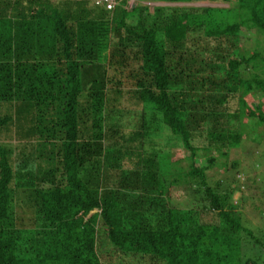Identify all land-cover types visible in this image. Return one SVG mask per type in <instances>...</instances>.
I'll return each instance as SVG.
<instances>
[{
  "label": "trees",
  "instance_id": "1",
  "mask_svg": "<svg viewBox=\"0 0 264 264\" xmlns=\"http://www.w3.org/2000/svg\"><path fill=\"white\" fill-rule=\"evenodd\" d=\"M134 1L0 0V264H264V192L228 163L264 123V58L237 53L264 0Z\"/></svg>",
  "mask_w": 264,
  "mask_h": 264
},
{
  "label": "rangeland",
  "instance_id": "2",
  "mask_svg": "<svg viewBox=\"0 0 264 264\" xmlns=\"http://www.w3.org/2000/svg\"><path fill=\"white\" fill-rule=\"evenodd\" d=\"M136 1L134 0H129L128 5V10H131L129 7H133ZM132 3V5H130ZM141 6L147 5L150 8V13H153V9L156 6H167L166 4H158V3H142L140 4ZM181 6V5H180ZM184 6H193V7H204V6H212V7H228V5H222V4H207V3H202V4H193V5H184ZM135 18L130 20L129 22L135 23ZM245 39L238 38V50L237 53L238 55H244L248 56L251 55L252 53H259L261 58H264V35L258 31V30H253L252 33H244ZM243 36V35H242ZM221 68H224V65H221ZM246 72V71H245ZM217 76H222L224 74V69H221L220 71L217 72ZM244 73V72H242ZM243 77H248V73L246 72ZM127 97L124 96L123 98V105H128L130 102L126 101ZM245 103L246 106L255 112L257 116L262 115L264 116V95L262 94H256V95H247L245 98ZM152 111V110H150ZM252 120V121H251ZM251 124L248 129H252L255 131H246V128L242 130V139L240 141V144L236 148H231L229 150V155H228V163H232L234 161H237L239 163L238 169L240 170V175L234 176V178L240 182H244V179H246L248 176L249 177H255L258 182H260V187L262 191L264 192V123L259 125V121L250 119ZM248 118L244 117L241 119V123L244 125H248ZM255 124V125H254ZM166 136L168 134L167 130H165ZM246 133V134H245ZM156 141L155 145L157 144L156 147H160L161 143L160 141H165V137L162 134L161 138L156 136ZM155 140V139H154ZM173 154L174 158H186V153L184 152L183 149L181 148H175L171 151ZM205 157H200V159L196 160L197 164L199 166L205 165ZM183 168L184 165L182 166ZM184 171V169L182 170ZM223 178L229 177L228 175H223ZM221 179V175L219 177L213 176L212 174L209 173L207 183L209 186L214 187V184L217 180ZM231 179L233 177L231 176ZM227 180V181H231ZM193 185L189 189H185L183 191L182 187L176 188L174 193H172L173 199L172 203L179 207V209L185 210V209H190L191 207H196L197 205H200L202 201L200 200V197L198 194L194 192L196 187L198 185L196 183H192ZM238 195L233 196V200L237 199ZM260 201V200H259ZM261 201H264V198L261 199ZM256 203V202H255ZM241 214L243 218H246L249 222L254 225V228L256 229L257 232H259L262 237L264 238V210L263 213L256 212L254 213L251 210H248L247 208L241 209ZM258 234V233H257ZM259 234V235H260ZM102 236V235H101ZM100 236V238H101ZM98 248L99 247H106L103 244L98 241L97 243Z\"/></svg>",
  "mask_w": 264,
  "mask_h": 264
},
{
  "label": "built area",
  "instance_id": "3",
  "mask_svg": "<svg viewBox=\"0 0 264 264\" xmlns=\"http://www.w3.org/2000/svg\"><path fill=\"white\" fill-rule=\"evenodd\" d=\"M115 0H96V4H104L106 6V9L112 10L114 7Z\"/></svg>",
  "mask_w": 264,
  "mask_h": 264
},
{
  "label": "water",
  "instance_id": "4",
  "mask_svg": "<svg viewBox=\"0 0 264 264\" xmlns=\"http://www.w3.org/2000/svg\"><path fill=\"white\" fill-rule=\"evenodd\" d=\"M96 211H92L91 214L95 213Z\"/></svg>",
  "mask_w": 264,
  "mask_h": 264
},
{
  "label": "bare ground",
  "instance_id": "5",
  "mask_svg": "<svg viewBox=\"0 0 264 264\" xmlns=\"http://www.w3.org/2000/svg\"><path fill=\"white\" fill-rule=\"evenodd\" d=\"M114 3H115V2H114ZM130 5H132V3H131Z\"/></svg>",
  "mask_w": 264,
  "mask_h": 264
},
{
  "label": "clouds",
  "instance_id": "6",
  "mask_svg": "<svg viewBox=\"0 0 264 264\" xmlns=\"http://www.w3.org/2000/svg\"><path fill=\"white\" fill-rule=\"evenodd\" d=\"M158 4H160V3H158Z\"/></svg>",
  "mask_w": 264,
  "mask_h": 264
}]
</instances>
